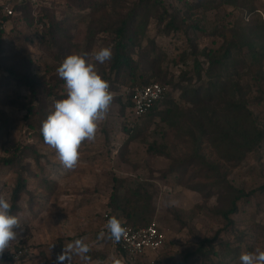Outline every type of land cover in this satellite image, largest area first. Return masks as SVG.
Wrapping results in <instances>:
<instances>
[{"label": "rangeland", "instance_id": "374dc122", "mask_svg": "<svg viewBox=\"0 0 264 264\" xmlns=\"http://www.w3.org/2000/svg\"><path fill=\"white\" fill-rule=\"evenodd\" d=\"M260 12L264 15V0H214L206 11H189L184 0H43L16 7V14L0 23L6 64L43 76L46 87L59 94L66 90L57 68L68 55L113 51L118 39L113 29L126 23L144 27L137 40L142 46L153 41L156 50L142 60L134 54L137 70L169 89L161 113L141 118L130 140L125 125L133 118L125 101L115 97L95 139L81 145L77 166L67 170L36 136L38 117L24 106L29 90L13 81L0 84L1 155L9 157L15 145H33L44 155L40 162L26 159L23 170L27 185L17 215L24 230L11 247L31 249L24 264H69L58 257L76 240L89 246L90 259L76 258L74 264H110V257L127 264L100 233L112 210V192L138 183L149 187L151 222L166 234L164 247L152 254L155 264H240L242 253L264 250V193L257 191L264 185V139L254 145L241 137L232 141L215 128L231 120L229 106L239 103L251 114L242 125L254 122L264 131V57L251 59L245 44L264 43ZM170 21L174 28L167 32ZM51 22L59 25L54 40L45 36ZM108 63L101 65L107 72ZM227 73L234 87L226 83ZM124 86L115 83L116 96L124 94ZM200 87L207 91L197 104L194 91L186 90ZM151 145L165 152L151 153ZM19 175V168L0 161V195L10 202ZM251 191L249 200L242 197Z\"/></svg>", "mask_w": 264, "mask_h": 264}, {"label": "trees", "instance_id": "16d2710c", "mask_svg": "<svg viewBox=\"0 0 264 264\" xmlns=\"http://www.w3.org/2000/svg\"><path fill=\"white\" fill-rule=\"evenodd\" d=\"M43 0H39L40 5ZM185 4L188 5V10H196L199 8H203L204 11L209 10L210 7L214 6V0H193L188 2L184 0ZM28 3H23L20 6L21 8H27ZM250 11L249 13H251ZM11 17V16H10ZM10 17L2 15L0 20H6ZM261 21L260 23V32H264V19L258 17ZM51 26L49 27L47 34L45 36H50L52 40H54V34L59 29V25L51 22ZM131 25L128 23L125 26L121 25L116 29H113V33L118 37L113 44V58L109 61V71L107 72L106 68L101 67L99 65V71L102 74L103 78L110 82V88L113 91L112 87L115 86V83L125 85V88H132L134 86H143L150 84L156 81H150L145 78L143 73L138 72V62L134 60V54L139 55L142 59L150 57L153 52H155L156 47H154V42L152 41L151 45H144L137 40V35L141 31V34L144 35V27L140 29V27H130ZM172 28H174L173 21H170L166 30L169 32ZM56 30V32H54ZM260 38L263 39L261 36ZM247 45V53L251 59L257 60L258 56L264 57V53H261L264 49L261 48V45L264 43H256L254 41L248 40L245 42ZM264 47V46H262ZM2 53H6V50L0 47V84H10V82H16L19 86H25L29 90V101L24 104L29 113L35 114L38 117V131H36V136L40 139H43L41 134V125L42 122L46 119L47 115L51 110V106L56 100L63 99L66 94L56 93L48 86L46 87L44 83L43 76L39 74H33L32 72L21 74L17 70H15L14 66H9L6 64V59L8 53L1 55ZM227 55L225 58H230V49L226 51ZM149 60V59H147ZM4 71H7L8 74L3 75ZM112 75L115 77L112 78ZM226 83L228 85H232V79L230 77V73L226 74ZM112 83V84H111ZM127 86V87H126ZM167 87V85H165ZM235 85H232L234 87ZM168 88V87H167ZM186 91H194V98L196 103L199 104L205 98L202 95V91H207L204 87L187 89ZM114 92V91H113ZM169 89L163 100L157 102L146 114V116H155L159 115L161 112L159 111V106L161 103L168 97ZM118 100H124L126 105L123 108L128 109L131 106V97L130 95H122L116 96ZM124 103V104H125ZM230 111L232 113L231 120L229 118L225 119L223 123H216L215 128L218 133H220L223 138L230 139L233 141L236 137H241L246 140V143L260 144V142L264 139V131L259 129L254 122L251 124H243V120L248 119L250 112L246 110L244 104L241 105L239 103H231ZM244 114V115H242ZM242 115V116H241ZM145 116V117H146ZM242 117V118H241ZM139 122V121H138ZM219 122V121H218ZM138 123L134 122L130 125V122L127 119V123L125 125V130L129 135V140L136 137ZM249 133L253 134L254 137H249ZM27 146V145H26ZM21 146L15 145L13 147V152L9 157L0 156V161L7 166L17 167L19 168V177L15 188L12 191L11 196V213L17 215L18 212L22 210L19 205L23 194L26 192V183L27 177L23 173L25 168V160L28 158H34L37 162H40L41 157L44 155L39 153L37 149L33 147V145L29 146ZM2 149L0 148V152ZM9 150L10 149H6ZM149 151L151 153L163 154L165 151L156 145H151L149 147ZM47 179V178H46ZM258 192L264 193V185L259 187ZM52 192V191H50ZM255 192L251 191L249 193L242 192L241 195L246 200L250 199ZM152 193L149 190V187L144 183H138L135 187H124L122 191L119 189H115L109 200V207L112 209L109 211L110 218L115 216L121 220L122 225L128 224L134 227H144L148 226L151 223V217L153 214L152 210ZM105 219V218H104ZM213 254L217 256L222 255V251H212ZM25 257H22L20 263H16L14 260L8 258L4 253L0 255V264H24ZM127 264H133L125 261ZM141 263V262H138ZM134 263V264H138Z\"/></svg>", "mask_w": 264, "mask_h": 264}, {"label": "clouds", "instance_id": "9594fccd", "mask_svg": "<svg viewBox=\"0 0 264 264\" xmlns=\"http://www.w3.org/2000/svg\"><path fill=\"white\" fill-rule=\"evenodd\" d=\"M113 58L111 47L101 48L94 54L74 53L68 55L57 68V74L64 81L66 95L56 100L41 125L44 143L55 150L64 169L73 170L81 156L80 148L85 141L95 139L98 127L108 116L114 93L110 82L103 78L97 65H103ZM11 202L0 195V255L10 249L24 228L18 215L11 213ZM106 232L101 238L119 243L126 234L121 220L113 216L108 219ZM89 246L83 240H76L65 246L58 260L67 259L74 264L78 258L87 262ZM110 264H124L122 258L110 257ZM240 264H264V250L256 248L239 256Z\"/></svg>", "mask_w": 264, "mask_h": 264}, {"label": "built area", "instance_id": "2783aa9c", "mask_svg": "<svg viewBox=\"0 0 264 264\" xmlns=\"http://www.w3.org/2000/svg\"><path fill=\"white\" fill-rule=\"evenodd\" d=\"M187 1L191 2L193 0ZM23 3L37 6L39 0H4L0 3V12L7 17L14 16L16 14V7ZM261 14L263 15V13ZM251 15L252 13H248L246 19L249 20L248 18H250ZM0 23L5 24V21L2 19ZM167 90L168 88L160 82H152L143 86L137 85L132 88H126L124 95H130L131 97V106L128 112L133 120L129 119L130 125L145 117L157 102L163 100ZM108 219H110L109 212L105 215V225ZM123 226L126 229V234L122 237L120 242L115 243L112 240L110 241L124 255L125 261L134 264L138 262L143 263L145 260H148L150 264H155V259L152 258V254L160 251L166 242V234L160 228L159 224L152 221L148 226L144 227H134L128 224H124ZM104 232H106L105 227ZM3 253L16 263H20L22 257H29L32 251L27 246L16 245L15 247H10L9 250L5 249Z\"/></svg>", "mask_w": 264, "mask_h": 264}, {"label": "crops", "instance_id": "0c3cea01", "mask_svg": "<svg viewBox=\"0 0 264 264\" xmlns=\"http://www.w3.org/2000/svg\"><path fill=\"white\" fill-rule=\"evenodd\" d=\"M128 109H129V108H128ZM128 109H127V110H128ZM128 115H129V112H128Z\"/></svg>", "mask_w": 264, "mask_h": 264}]
</instances>
